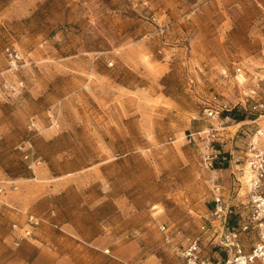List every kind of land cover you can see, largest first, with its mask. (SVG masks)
Instances as JSON below:
<instances>
[{
  "label": "rangeland",
  "instance_id": "rangeland-1",
  "mask_svg": "<svg viewBox=\"0 0 264 264\" xmlns=\"http://www.w3.org/2000/svg\"><path fill=\"white\" fill-rule=\"evenodd\" d=\"M253 145L264 0H0V264L226 259L202 226Z\"/></svg>",
  "mask_w": 264,
  "mask_h": 264
},
{
  "label": "built area",
  "instance_id": "built-area-1",
  "mask_svg": "<svg viewBox=\"0 0 264 264\" xmlns=\"http://www.w3.org/2000/svg\"><path fill=\"white\" fill-rule=\"evenodd\" d=\"M260 107L263 108V105ZM212 114L213 112L210 115ZM248 151L246 167L242 171V177L237 179L239 187L237 197L241 198L242 191H245L243 203L235 208L228 205L223 188L215 186L214 210L211 219H207L208 223L202 226L204 235L208 233L218 235V247L226 252L227 258L214 261L202 257L200 255L202 238L196 237L188 241V246L181 254L185 264H264V147L253 145ZM231 217L237 218L236 225L231 224ZM42 222L35 215L28 216L27 224L21 230L23 234L20 239H32L34 230L39 228ZM14 229H17L16 225ZM162 231L169 241V230L162 227ZM249 232L257 234V241L250 251H246L241 237Z\"/></svg>",
  "mask_w": 264,
  "mask_h": 264
},
{
  "label": "crops",
  "instance_id": "crops-1",
  "mask_svg": "<svg viewBox=\"0 0 264 264\" xmlns=\"http://www.w3.org/2000/svg\"><path fill=\"white\" fill-rule=\"evenodd\" d=\"M237 201H238L239 203H243L244 199H243V198H237Z\"/></svg>",
  "mask_w": 264,
  "mask_h": 264
},
{
  "label": "trees",
  "instance_id": "trees-1",
  "mask_svg": "<svg viewBox=\"0 0 264 264\" xmlns=\"http://www.w3.org/2000/svg\"><path fill=\"white\" fill-rule=\"evenodd\" d=\"M244 120L243 118L240 119V121Z\"/></svg>",
  "mask_w": 264,
  "mask_h": 264
}]
</instances>
